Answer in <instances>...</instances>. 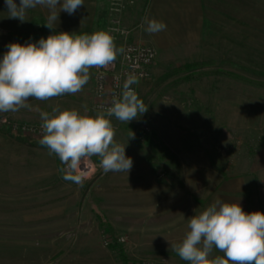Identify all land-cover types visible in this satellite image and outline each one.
I'll use <instances>...</instances> for the list:
<instances>
[{
	"label": "rangeland",
	"instance_id": "1",
	"mask_svg": "<svg viewBox=\"0 0 264 264\" xmlns=\"http://www.w3.org/2000/svg\"><path fill=\"white\" fill-rule=\"evenodd\" d=\"M107 8L109 24L116 14L110 4ZM38 10V6L28 9L21 22L7 17L5 0H0V59L10 43H35L53 34ZM123 11L126 17L129 9ZM253 12L254 19L248 20L253 25L239 27L232 36L236 42H213L224 38L207 37L210 41L187 60H158L156 54L150 76L132 84L148 110L130 122L110 118L115 141L126 145L125 154L133 161L128 173H105L100 158L92 156L81 161L82 182L67 180L59 157L39 143L41 111L50 112L58 105L81 114L86 107L88 115L97 114L94 71L92 81L89 76L79 93L46 101L30 99V109L0 112V264H133L161 258L187 264L178 255L154 256L138 248L152 246L150 198L166 196L171 173L182 170L177 162L201 161L203 152L219 170L231 168L243 174L253 166L255 198L260 204L264 1L255 0ZM123 29L125 33L118 31L114 38V61L120 59L124 43L134 42L126 39L132 29ZM103 31L110 33L107 26ZM189 61L198 62L191 73L175 68ZM186 74H191L189 79ZM84 163L86 168H81ZM106 237L118 248L104 245ZM119 237L125 241L116 243ZM165 239L163 235L164 243Z\"/></svg>",
	"mask_w": 264,
	"mask_h": 264
},
{
	"label": "clouds",
	"instance_id": "2",
	"mask_svg": "<svg viewBox=\"0 0 264 264\" xmlns=\"http://www.w3.org/2000/svg\"><path fill=\"white\" fill-rule=\"evenodd\" d=\"M8 18L24 22L27 10L38 5L48 10L46 27L53 30L47 38L26 44L10 43L0 59V112L31 108L30 99L40 101L76 94L89 81V70L105 67L116 58L117 49L109 32L91 34L56 32L61 11L72 15L84 0H5ZM146 31L166 30L163 21L142 22ZM136 77L129 76L111 106L95 116L76 109L53 106L41 111L42 137L39 143L65 166L64 178L82 182V160L100 158L105 173L130 171L133 161L125 146L114 139L111 117L130 122L148 110L131 87ZM134 135V134H133ZM132 135V136H133ZM188 231L172 250L187 264H264V212H245L240 203L215 200L188 220ZM223 253L212 256L213 250Z\"/></svg>",
	"mask_w": 264,
	"mask_h": 264
},
{
	"label": "crops",
	"instance_id": "3",
	"mask_svg": "<svg viewBox=\"0 0 264 264\" xmlns=\"http://www.w3.org/2000/svg\"><path fill=\"white\" fill-rule=\"evenodd\" d=\"M254 2L255 0H137L127 4L129 11L126 17L123 16L125 6L117 15L122 20L123 27L132 29L126 39L153 46L158 60L162 57L187 60L200 52L207 37L224 38L214 39L213 42H236L232 36L238 34V28L253 25L248 20L254 19ZM107 7L108 0H84V5L74 14L69 15L64 11L59 13L55 31L75 34L103 31L109 25L105 19L110 13ZM38 8L46 24L48 10L39 5ZM145 18L163 21L167 25L166 30L149 33L145 30L146 24L141 26ZM89 76L92 81L93 68L89 70ZM206 158L203 152L198 158L201 161L190 165L177 162L184 168L180 166L181 171L171 173L166 185V196L156 195L150 198L152 246L138 248L141 253L147 249L154 256L177 255L171 245L182 241L188 231L189 218L217 199L239 202L245 212L262 210L261 201L259 204L255 198L257 184L252 179L253 166L243 174L231 168L223 171L207 161L210 158ZM163 235L166 236L165 243ZM222 255L223 253L213 250L212 256Z\"/></svg>",
	"mask_w": 264,
	"mask_h": 264
},
{
	"label": "built area",
	"instance_id": "4",
	"mask_svg": "<svg viewBox=\"0 0 264 264\" xmlns=\"http://www.w3.org/2000/svg\"><path fill=\"white\" fill-rule=\"evenodd\" d=\"M110 8L115 12L116 16L110 20L109 31L113 38L122 33H125L123 27H120V20L117 16L119 8H123L126 4L134 3L137 0H108ZM119 31V32H118ZM127 33V32H126ZM157 51L153 46L126 42L123 45L120 59L113 61L105 67H93L94 71V86H93V102L94 108L98 110H106L111 106L114 97L119 96L123 89V85L129 76L136 77V81L147 79L150 76L151 66L156 58ZM131 87L135 90L134 85ZM148 130L147 127L144 128ZM86 163L81 168H86ZM261 203L264 212V178L262 181ZM124 237H119L116 243H123ZM104 245H111L108 238H104ZM133 264H171L166 258L155 260L137 261Z\"/></svg>",
	"mask_w": 264,
	"mask_h": 264
},
{
	"label": "trees",
	"instance_id": "5",
	"mask_svg": "<svg viewBox=\"0 0 264 264\" xmlns=\"http://www.w3.org/2000/svg\"><path fill=\"white\" fill-rule=\"evenodd\" d=\"M38 13H40V11L38 10ZM41 15V14H40ZM198 65V62L197 61H189V62H185L184 64L178 66V67H175L177 68V70H187L188 73H191L190 71V68L194 67ZM193 73V72H192ZM191 74H186V78H188V76L190 77ZM189 79V78H188ZM59 165H60V162L58 161ZM112 248H118L117 245H111ZM121 250V249H120ZM122 253V252H120Z\"/></svg>",
	"mask_w": 264,
	"mask_h": 264
}]
</instances>
